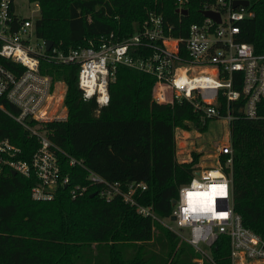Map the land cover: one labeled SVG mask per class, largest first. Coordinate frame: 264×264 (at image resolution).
<instances>
[{
  "label": "trees",
  "instance_id": "obj_1",
  "mask_svg": "<svg viewBox=\"0 0 264 264\" xmlns=\"http://www.w3.org/2000/svg\"><path fill=\"white\" fill-rule=\"evenodd\" d=\"M39 5L34 20L38 38L53 41L68 52L113 32L121 39L134 31L150 13L162 14L172 34L187 36L192 23L216 0H184L188 15L177 12L178 0H29ZM253 17L238 22L242 42L264 53V0H253ZM7 68L20 70L6 59ZM52 80L66 82L64 121L43 125L48 137L66 153L81 160L71 166L62 159L70 183L59 185L47 201L31 198L34 176L0 170V264H232L231 240L220 235L211 247V260L161 222L145 217L121 197L110 201L91 193L71 198L69 188L86 181L92 170L108 179L148 184L138 198L152 205L158 216L168 218L181 185L191 181L203 153L189 161L178 160L177 129L207 131L212 119L202 120L187 102L158 104L153 100L155 77L118 66L109 84V101L99 106L95 97L85 99L78 86V66L42 63ZM238 75V73H235ZM242 81L235 84L241 88ZM240 100L234 109L238 113ZM5 107L13 110L6 103ZM259 111L264 114V99ZM233 165L229 154L219 156L233 179L234 209L244 225L264 236V115L257 119L238 115L230 125ZM0 138L20 147V158L29 159L38 146L35 136L0 110ZM86 168V169H85Z\"/></svg>",
  "mask_w": 264,
  "mask_h": 264
},
{
  "label": "built area",
  "instance_id": "obj_2",
  "mask_svg": "<svg viewBox=\"0 0 264 264\" xmlns=\"http://www.w3.org/2000/svg\"><path fill=\"white\" fill-rule=\"evenodd\" d=\"M234 1L216 0L205 6L203 11L219 12L221 22L202 11L203 19L190 25L187 36L173 35V26L166 23L164 16L152 12L127 37L119 39L110 32L63 52L54 45L46 49V40L36 36L34 20L20 15L14 0H0V59L20 66V70H14L0 62V110L38 142L30 158L22 159L20 147L8 138H0V170L10 168L25 177L34 176L37 183L31 188V198L47 201L55 197L59 185L67 187L71 180L63 172L61 158L71 166L82 163L55 144L43 128L45 123L64 121L68 116L63 88L42 72L44 62L77 65L83 97H95L99 106L108 104L109 84L115 80L117 67L123 65L155 77L153 100L158 104L187 101L202 120L223 119L229 127L240 114L249 119L263 117L259 107L264 99V53H256L252 44L239 39L238 22L255 15L250 9L253 0L248 6L236 8ZM184 8V0H178L177 10ZM240 80L241 88H236ZM240 100L244 104L239 105L237 114L234 109ZM6 103L13 110L7 109ZM223 154L230 155L225 166L231 168L230 139L219 147V156ZM86 171L83 184L70 186L71 198L93 192L106 201L121 197L139 214L171 230L186 231V240L203 258H210L211 247L220 235H227L232 264H264V236L246 227L241 214L235 211L233 179L219 158L216 166L195 168L191 181L181 185L168 218H161L152 205L139 201L148 189L146 182L111 180ZM213 186L225 188L223 192L216 190L212 208L202 210L200 201L192 200L196 202L192 209L189 193H208V198Z\"/></svg>",
  "mask_w": 264,
  "mask_h": 264
},
{
  "label": "rangeland",
  "instance_id": "obj_3",
  "mask_svg": "<svg viewBox=\"0 0 264 264\" xmlns=\"http://www.w3.org/2000/svg\"><path fill=\"white\" fill-rule=\"evenodd\" d=\"M14 6L16 11L22 16L32 18L33 20L39 17V10L34 2H30L29 0H14ZM53 81L63 88L65 95L67 88L66 82L62 79H55ZM176 134L178 150L180 151L179 159L189 161L192 159V153L194 151L198 153L202 152L203 156L201 157L200 163L202 167L216 166L219 158V147L230 139L229 126L223 119L211 120L207 131L204 132L191 127L189 130L178 128ZM170 224L173 226L176 225L173 222H170ZM173 231L182 239L186 240L188 235L186 231L183 232L177 228ZM209 254L210 258L207 259L211 260V253Z\"/></svg>",
  "mask_w": 264,
  "mask_h": 264
},
{
  "label": "water",
  "instance_id": "obj_4",
  "mask_svg": "<svg viewBox=\"0 0 264 264\" xmlns=\"http://www.w3.org/2000/svg\"><path fill=\"white\" fill-rule=\"evenodd\" d=\"M250 4L249 0H235L234 1V8H236L239 5L242 6H248ZM177 12L182 13L183 15H188L189 14V10L184 8L181 10H177ZM205 16L211 17L213 19H215L218 22H221V14L219 12L213 11V10H204L203 11ZM53 46V41L51 40H46V49L49 50L51 47ZM13 173H15V171H13ZM96 193L93 192L90 194V197H93ZM176 203V199L173 200V204ZM172 220H175V216H172Z\"/></svg>",
  "mask_w": 264,
  "mask_h": 264
},
{
  "label": "bare ground",
  "instance_id": "obj_5",
  "mask_svg": "<svg viewBox=\"0 0 264 264\" xmlns=\"http://www.w3.org/2000/svg\"><path fill=\"white\" fill-rule=\"evenodd\" d=\"M224 188H225L224 186H213V187H211L210 192H213V193L208 198H207L208 193H199V192L196 193V194H200V195H196V196H193L191 199L190 198L188 199L191 208L195 210V206H193L196 203L195 201H200L201 204L199 207H200V209L202 208V210H205L207 208H212V205L214 203L213 201H214V195L216 193V190L223 192ZM192 200H195V201H192Z\"/></svg>",
  "mask_w": 264,
  "mask_h": 264
},
{
  "label": "crops",
  "instance_id": "obj_6",
  "mask_svg": "<svg viewBox=\"0 0 264 264\" xmlns=\"http://www.w3.org/2000/svg\"><path fill=\"white\" fill-rule=\"evenodd\" d=\"M34 3H35V5L37 6V8H38V10H39V5H38V3H36V2H34ZM182 152H183V151H182ZM179 153H180V151L178 150V151H177L178 160H179L180 162H182V161H184V160H180V159H179V156H180Z\"/></svg>",
  "mask_w": 264,
  "mask_h": 264
},
{
  "label": "snow or ice",
  "instance_id": "obj_7",
  "mask_svg": "<svg viewBox=\"0 0 264 264\" xmlns=\"http://www.w3.org/2000/svg\"><path fill=\"white\" fill-rule=\"evenodd\" d=\"M196 195H200V194H196V193H189V197H190V199H191L193 196H196Z\"/></svg>",
  "mask_w": 264,
  "mask_h": 264
}]
</instances>
